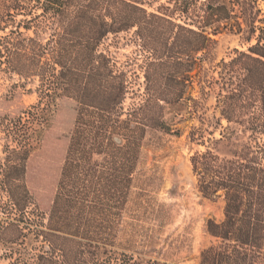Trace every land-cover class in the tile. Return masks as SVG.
I'll return each mask as SVG.
<instances>
[{
    "label": "trees",
    "instance_id": "obj_1",
    "mask_svg": "<svg viewBox=\"0 0 264 264\" xmlns=\"http://www.w3.org/2000/svg\"><path fill=\"white\" fill-rule=\"evenodd\" d=\"M144 2L0 0V75L38 82L36 103L0 119V243L11 264H159L114 247L148 130L179 134L187 122L205 148L190 158L197 189L224 203L199 264H264L263 37L210 76L206 28L229 26L226 0H206L196 29ZM134 29L146 97L126 109L127 74L100 47ZM197 80L219 119L195 96Z\"/></svg>",
    "mask_w": 264,
    "mask_h": 264
},
{
    "label": "rangeland",
    "instance_id": "obj_2",
    "mask_svg": "<svg viewBox=\"0 0 264 264\" xmlns=\"http://www.w3.org/2000/svg\"><path fill=\"white\" fill-rule=\"evenodd\" d=\"M243 5L232 6L226 0L231 18L206 28L215 44L204 67L210 74L222 61L229 62L236 52H248L263 37L264 0H240ZM253 1V2H252ZM206 0H145L142 5L149 13L165 14L176 24L196 29L203 23L207 11ZM161 8V9H160ZM258 13L255 27L247 22L249 15ZM252 14V15H253ZM164 16V15H163ZM254 16V17H255ZM197 26V27H196ZM134 30L109 36L100 47L108 51L114 62L127 74L129 93L125 108L145 99L146 54L135 41ZM213 72V71H212ZM37 80H25L17 75H0V119L18 115L37 101ZM195 96L202 99L207 117L219 119L215 94L201 96L198 80ZM194 123V122H193ZM226 125V122H222ZM192 122L179 125L180 133L149 129L134 175L128 204L123 212L114 250L143 261L159 264H199L203 250L213 244L207 232L208 220H223L224 203L204 198L197 189L190 158L205 148L191 143L189 127ZM219 137V133L215 135ZM3 142L0 139V155ZM0 243V264H11Z\"/></svg>",
    "mask_w": 264,
    "mask_h": 264
}]
</instances>
